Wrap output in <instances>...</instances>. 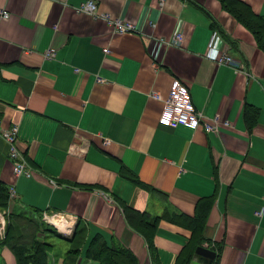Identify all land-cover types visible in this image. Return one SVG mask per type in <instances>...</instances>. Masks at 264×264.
I'll return each instance as SVG.
<instances>
[{"label": "crops", "instance_id": "1", "mask_svg": "<svg viewBox=\"0 0 264 264\" xmlns=\"http://www.w3.org/2000/svg\"><path fill=\"white\" fill-rule=\"evenodd\" d=\"M87 1L134 31L79 11ZM239 1L264 17V0ZM0 9L10 14L0 19V128L18 127L32 171L14 175L0 137V183L15 191L0 208V264H17L2 234L18 214L43 224L35 237L52 245L47 264H63L76 228L78 264H99L85 258L95 236L138 264H207L198 248L213 264H264V52L221 0H0ZM178 30L182 45L167 46ZM214 33L244 70L209 55ZM175 80L204 120L217 117L216 132L159 125ZM121 203L160 218L149 244ZM200 206L203 241L189 246ZM60 217L63 229L50 226Z\"/></svg>", "mask_w": 264, "mask_h": 264}, {"label": "trees", "instance_id": "2", "mask_svg": "<svg viewBox=\"0 0 264 264\" xmlns=\"http://www.w3.org/2000/svg\"><path fill=\"white\" fill-rule=\"evenodd\" d=\"M221 5L225 11L234 16L239 23L249 30L256 42V46L264 52V17L255 15L246 4L239 0H221ZM246 110L249 109L246 108ZM248 125L251 126V123H248ZM123 172L126 173L127 171L124 169ZM134 182L140 187L150 190L144 184L140 183L138 179L134 180ZM210 204H206L207 212ZM8 205L9 193L7 188L0 183V208L5 210L8 208ZM121 205L128 223L136 230H141L142 235L149 244L151 237L149 233L156 229L160 218L155 217L150 219L146 213L134 211L122 203ZM200 209L201 206L198 208L196 220L189 221V226H191L193 232L192 242L189 246L201 244L203 241V230L207 214L199 215ZM178 219L186 221L183 216L174 214L172 218L174 223H179ZM42 226V223L38 224L36 220L26 217L23 214L9 215L6 234L2 243L12 251L17 264H47L48 254L52 249V245L47 242H42L35 237V234ZM84 231V228H76L74 231L72 238L69 239L73 247L66 252L63 264H78L81 246L84 244L85 239ZM53 232L56 236L61 237L56 233L55 229H53ZM188 254H190L189 248L185 250V254L181 260L186 261ZM85 258L94 260L99 264H138L128 250L114 246L109 247L99 236L91 239L85 251Z\"/></svg>", "mask_w": 264, "mask_h": 264}, {"label": "built area", "instance_id": "3", "mask_svg": "<svg viewBox=\"0 0 264 264\" xmlns=\"http://www.w3.org/2000/svg\"><path fill=\"white\" fill-rule=\"evenodd\" d=\"M164 0H160V5ZM96 5L93 1H87L84 6L79 9L81 12L94 15L96 18L102 19L106 22L117 34H127L134 31V25L126 21H122L111 17L110 14L104 13L96 14ZM10 14L4 9H0V19L7 20L9 19ZM178 30L170 40L163 41L167 46L180 47L183 41V33ZM224 41L220 38L219 35L214 33L211 37L210 43L208 45V53L219 54V57L216 59V63L219 65H228L237 70H244V66L234 60L230 55L227 54ZM105 53L108 52V49H103ZM56 56V51L48 50L45 52V57L49 59H54ZM212 59V57H211ZM152 97L158 101L161 100L160 95L154 93ZM164 107L162 109L161 115L159 117L158 123L164 127H174L177 125H182L189 129L195 130L202 127V129L207 133L216 132L218 130L219 121L216 118L212 122L204 120L203 115L195 109L190 93L188 89L179 81L175 80L172 83L168 97L163 101ZM1 123V122H0ZM228 122H224V126H229ZM0 137L4 139L8 147V158L12 163L13 173L16 176L31 177L32 171L27 165V162L24 158L22 151L18 147V127L13 126L8 129L0 128ZM9 198L13 199L15 197V191L11 187L9 190ZM261 213H257V216H260ZM0 216L2 213L0 211ZM2 226L4 223L1 224ZM3 231V230H2ZM71 231L69 230L68 233ZM4 234H2V239Z\"/></svg>", "mask_w": 264, "mask_h": 264}, {"label": "water", "instance_id": "4", "mask_svg": "<svg viewBox=\"0 0 264 264\" xmlns=\"http://www.w3.org/2000/svg\"><path fill=\"white\" fill-rule=\"evenodd\" d=\"M203 253H204L206 256H208V257L210 258V261L207 262V264H213L214 259H215V254H214V252L207 251V250H205V249H203V248H198V249H196L195 256H197V255H199V254H203ZM196 259L200 260L199 258H196ZM200 261H201V260H200Z\"/></svg>", "mask_w": 264, "mask_h": 264}, {"label": "bare ground", "instance_id": "5", "mask_svg": "<svg viewBox=\"0 0 264 264\" xmlns=\"http://www.w3.org/2000/svg\"><path fill=\"white\" fill-rule=\"evenodd\" d=\"M48 223L50 226L52 225L54 227H58L59 229H63L65 226V218L60 217L57 222H51V220H48Z\"/></svg>", "mask_w": 264, "mask_h": 264}, {"label": "rangeland", "instance_id": "6", "mask_svg": "<svg viewBox=\"0 0 264 264\" xmlns=\"http://www.w3.org/2000/svg\"><path fill=\"white\" fill-rule=\"evenodd\" d=\"M63 236V235H62Z\"/></svg>", "mask_w": 264, "mask_h": 264}]
</instances>
